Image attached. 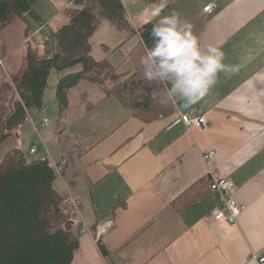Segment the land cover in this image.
<instances>
[{"label": "crops", "instance_id": "obj_1", "mask_svg": "<svg viewBox=\"0 0 264 264\" xmlns=\"http://www.w3.org/2000/svg\"><path fill=\"white\" fill-rule=\"evenodd\" d=\"M121 1L137 29L158 19L149 15L158 0ZM209 5L213 11L206 14ZM71 7L70 0L34 5L47 26L62 13L70 17ZM172 11L193 25L203 46H220L225 63L237 70L220 74L198 104H173L172 113L153 119L134 116L88 81L71 91L62 119L57 105L58 142L49 150L42 139L39 158L64 165L56 188L77 204L79 247L72 264H258L254 256L264 255V0H168L161 15ZM42 27L32 22L27 35L20 18L0 23V79L21 70L27 42L40 48ZM139 42L134 37L110 54L107 61L119 74L135 72L130 53ZM184 114L205 117L207 128L186 126ZM69 137L82 142L79 154L68 153L63 138ZM211 178L236 185L237 223L213 217L222 195L209 189Z\"/></svg>", "mask_w": 264, "mask_h": 264}, {"label": "trees", "instance_id": "obj_2", "mask_svg": "<svg viewBox=\"0 0 264 264\" xmlns=\"http://www.w3.org/2000/svg\"><path fill=\"white\" fill-rule=\"evenodd\" d=\"M71 20L61 27L44 24L34 5L37 0H0V23L8 25L20 18L27 25L44 26L46 41L42 48L26 44L21 70L7 73L0 83V146L15 137L31 114L45 106L49 77L57 72L55 85L59 119L69 109V95L82 82L88 81L106 89L134 116L153 119L174 111L171 103L160 104L163 86L149 84L142 78L139 61L152 47V20L135 28L121 0H70ZM84 15V21L78 16ZM87 16V18H85ZM107 23L125 34L120 50L130 39L140 42L130 53L136 70L119 74L109 61H99L93 54V37ZM47 27V28H46ZM78 68L76 71H67ZM5 69V68H4ZM58 175L48 159L29 160L15 148L0 163V264H72L79 247L75 224L78 211L69 195L56 188ZM105 257L110 253L99 244Z\"/></svg>", "mask_w": 264, "mask_h": 264}, {"label": "clouds", "instance_id": "obj_3", "mask_svg": "<svg viewBox=\"0 0 264 264\" xmlns=\"http://www.w3.org/2000/svg\"><path fill=\"white\" fill-rule=\"evenodd\" d=\"M167 3L158 0L151 5L149 15L158 19L151 25L153 45L139 61L142 78L163 86L159 97L153 94L158 103L190 108L209 96L220 74L229 75L237 69L225 63L226 54L220 46H203L193 25L179 13L161 15Z\"/></svg>", "mask_w": 264, "mask_h": 264}, {"label": "rangeland", "instance_id": "obj_4", "mask_svg": "<svg viewBox=\"0 0 264 264\" xmlns=\"http://www.w3.org/2000/svg\"><path fill=\"white\" fill-rule=\"evenodd\" d=\"M71 8L72 9L69 11H73V7ZM67 14L68 16H70V13ZM69 18L70 17H67L66 14L62 13L54 23V26L64 24L62 22L65 21L66 23H68V21L71 20V18ZM85 18H87V16ZM78 19L84 21V15L80 14L78 16ZM123 38L124 37L122 33L112 29L107 23H103L95 32L93 38V56L99 61H107L110 54L114 52L117 46H119L124 40ZM103 44L109 46L110 51H106L103 48ZM76 70H78V68H74L73 70L67 71L66 73H71V71ZM6 76L7 75L4 74V77L0 79V83ZM58 77L59 75L57 72H53L49 77V87L45 92V108L32 113L31 119L18 128L16 136L7 140L0 146V161L2 160L3 156L13 148L21 149L29 160L38 159L40 156H44L43 153L45 152V147L42 143V139H44L49 150H52V148L55 147L54 140L57 141L58 136L57 132H55L57 128V119L55 118V112H57V104L55 100V84L58 81ZM45 118L49 121V126L43 128L41 126ZM35 125L37 126V129L35 128ZM63 140L66 143L65 147L68 150V153L79 154L83 150L84 146L80 140L74 137H69L66 139L63 138ZM33 147L39 148V152L37 155L29 154L30 149ZM46 157H48V155H46Z\"/></svg>", "mask_w": 264, "mask_h": 264}, {"label": "built area", "instance_id": "obj_5", "mask_svg": "<svg viewBox=\"0 0 264 264\" xmlns=\"http://www.w3.org/2000/svg\"><path fill=\"white\" fill-rule=\"evenodd\" d=\"M212 11H213L212 5H209L205 7L204 9V13L206 14H210L212 13ZM42 28H44V26ZM45 41H46L45 38L44 40L42 39V42L39 44L40 48L43 47ZM0 66L5 68L4 60L2 58H0ZM180 121L183 122L188 127L197 126L202 129H206L208 126V123L205 117H194L192 114L182 115L180 118ZM48 124L49 123L47 119H44L42 126H47ZM35 152L36 150L35 148H33L31 150V153L34 154ZM211 155L213 154L211 153L209 157ZM63 167L64 165L63 166L59 165V166L54 167L55 172L58 176L61 175ZM209 189L213 192H219L222 195L221 207L215 209L212 212L213 217L216 220L225 221L228 224L237 223L241 215L242 208L236 197L238 189L236 185L234 184V182L226 178H211L209 181ZM75 206L77 207L76 203H75ZM110 224L111 222L107 223V226H110ZM254 258L257 259L256 261L258 262V264H264V255L262 256L255 255Z\"/></svg>", "mask_w": 264, "mask_h": 264}]
</instances>
